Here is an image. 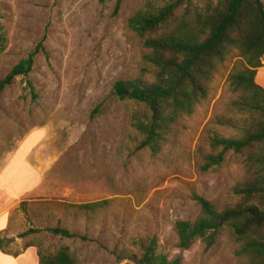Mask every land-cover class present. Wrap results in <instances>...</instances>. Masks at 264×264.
<instances>
[{"label": "rangeland", "instance_id": "1", "mask_svg": "<svg viewBox=\"0 0 264 264\" xmlns=\"http://www.w3.org/2000/svg\"><path fill=\"white\" fill-rule=\"evenodd\" d=\"M148 1L0 0V80L43 47L31 72L0 95L5 252L32 249L37 257L67 248L75 264H138L139 243L155 237L157 253L181 264L238 263L228 232L210 250L200 241L180 250L174 224L200 214L195 197L218 211L240 201L233 190L250 178L245 157L228 154L221 166L203 172L197 148L208 132L238 136L219 122L239 119L228 78L246 65L233 51L217 65L207 98L178 121L159 152L137 150L141 137L131 119L145 109L117 99L114 85L154 80L143 39L128 27ZM103 201L93 211L73 208ZM58 227L73 237L49 232Z\"/></svg>", "mask_w": 264, "mask_h": 264}, {"label": "trees", "instance_id": "2", "mask_svg": "<svg viewBox=\"0 0 264 264\" xmlns=\"http://www.w3.org/2000/svg\"><path fill=\"white\" fill-rule=\"evenodd\" d=\"M193 1L149 0L133 14L128 27L143 39V60L153 68L154 80L118 81L114 95L144 107L145 112H135L131 119L133 129L141 137L137 150L148 148L157 153L178 121L191 115L196 105L207 98L217 65L237 52L246 68L230 74L228 82L238 94L233 107L239 119L219 124L235 129L238 136L208 132L197 155L203 172L221 166L228 154L242 155L250 178L234 188L240 201L232 208L218 211L206 199L195 197L200 214L194 220L175 222L174 231L180 250L189 249L197 241L210 250L226 231L237 244V264H264V89L254 82L264 55V2L218 0L198 8L192 5ZM1 30L0 25V48ZM38 48H43L42 43L0 80V95L16 78L31 72ZM105 204L103 201L73 208L93 211ZM49 232L60 238L73 237L59 227ZM139 247L142 254L138 264H181L179 258L169 260L157 253L155 237L146 243L141 241ZM0 250L14 257L19 255L5 252L1 241ZM37 257L38 264H75L67 248L55 255L38 251Z\"/></svg>", "mask_w": 264, "mask_h": 264}, {"label": "crops", "instance_id": "3", "mask_svg": "<svg viewBox=\"0 0 264 264\" xmlns=\"http://www.w3.org/2000/svg\"><path fill=\"white\" fill-rule=\"evenodd\" d=\"M254 82L257 86L264 89V55L262 57V66L256 70ZM7 209L0 211V233L3 232L7 226L5 217ZM30 261H33L32 264H38V258L34 256L32 249L26 250L16 257L5 254L0 250V264H27L26 262L30 264Z\"/></svg>", "mask_w": 264, "mask_h": 264}]
</instances>
